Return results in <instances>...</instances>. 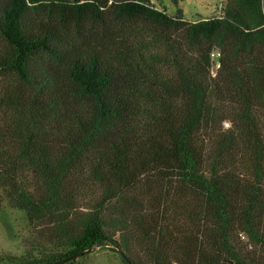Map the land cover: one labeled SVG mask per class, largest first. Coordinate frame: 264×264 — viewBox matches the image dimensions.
<instances>
[{"label": "trees", "instance_id": "trees-1", "mask_svg": "<svg viewBox=\"0 0 264 264\" xmlns=\"http://www.w3.org/2000/svg\"><path fill=\"white\" fill-rule=\"evenodd\" d=\"M220 11L192 22L151 0H0V186L32 232L26 259L0 263L114 245L141 264L136 245L155 264H264L260 168L205 163L212 97L264 105V0ZM172 180L199 207L182 251L162 234Z\"/></svg>", "mask_w": 264, "mask_h": 264}, {"label": "rangeland", "instance_id": "rangeland-1", "mask_svg": "<svg viewBox=\"0 0 264 264\" xmlns=\"http://www.w3.org/2000/svg\"><path fill=\"white\" fill-rule=\"evenodd\" d=\"M159 9L174 15L178 8L183 9V18L188 21L219 16L221 7L226 0H151ZM99 34H101L99 32ZM133 34V33H131ZM100 42L101 37L95 36ZM0 44L2 40L0 39ZM218 51L214 49L211 54V73L215 74L218 67L216 59ZM3 78H0V81ZM212 120L210 121V138L207 140L205 163L207 171L230 170L243 178L254 179L257 176V167L263 176L264 185V105L258 104L253 108L242 106L233 97H212ZM162 192L167 199L161 202L160 209L164 214L163 236L170 238L167 249L174 248L182 251L185 236L200 232V226L194 225L197 221H189L184 217L191 212L199 214L198 205L193 194L186 187L172 181H166ZM83 211L88 208L79 207ZM109 215L108 211L106 212ZM196 216V215H195ZM197 217V216H196ZM109 232L114 231L111 227ZM120 240V232L114 234ZM32 239L31 226L25 214L9 202L7 190L0 186V258L14 257L26 259L31 251L29 240ZM240 239L246 238L240 235ZM132 243H136L132 240ZM134 257L141 264H155L153 258L136 245ZM119 248L114 245L94 247L87 255L78 257L74 262L66 264H127L122 259ZM38 255L37 251H32ZM2 259L0 264H4ZM171 264H178L172 262Z\"/></svg>", "mask_w": 264, "mask_h": 264}, {"label": "water", "instance_id": "water-1", "mask_svg": "<svg viewBox=\"0 0 264 264\" xmlns=\"http://www.w3.org/2000/svg\"><path fill=\"white\" fill-rule=\"evenodd\" d=\"M121 254H122L123 258L125 259V261L127 262V264H133L122 252H121ZM72 258H73V256H69V257L57 260L55 262L49 263V264H62L64 262H66V261H69Z\"/></svg>", "mask_w": 264, "mask_h": 264}, {"label": "crops", "instance_id": "crops-1", "mask_svg": "<svg viewBox=\"0 0 264 264\" xmlns=\"http://www.w3.org/2000/svg\"><path fill=\"white\" fill-rule=\"evenodd\" d=\"M182 11H183V9H182ZM183 13H184V11H183Z\"/></svg>", "mask_w": 264, "mask_h": 264}, {"label": "built area", "instance_id": "built-area-1", "mask_svg": "<svg viewBox=\"0 0 264 264\" xmlns=\"http://www.w3.org/2000/svg\"><path fill=\"white\" fill-rule=\"evenodd\" d=\"M212 54H214V52Z\"/></svg>", "mask_w": 264, "mask_h": 264}]
</instances>
